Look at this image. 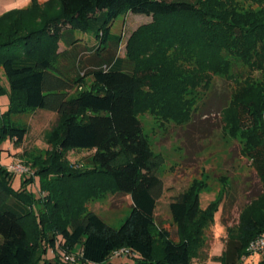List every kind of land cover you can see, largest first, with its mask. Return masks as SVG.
<instances>
[{"label":"trees","instance_id":"1","mask_svg":"<svg viewBox=\"0 0 264 264\" xmlns=\"http://www.w3.org/2000/svg\"><path fill=\"white\" fill-rule=\"evenodd\" d=\"M127 13L152 17L130 38L129 61L117 54L121 39L111 32ZM76 30L101 44L86 61L92 87L73 95L84 76L60 61L80 57ZM240 64L264 70V0H33L31 7L1 17L0 68L9 89L0 86V97L9 98V110L0 115V146L25 140L27 128L13 122L14 116L43 110L59 121L48 138L52 152L34 162L35 176L22 181V190L13 189L11 174L0 164V264H61L57 254L53 260L43 256L49 249L76 248L82 264H106L122 249L133 254V264H191L206 247L218 202L203 209L202 186L194 185L169 205L177 239L158 225L163 158L151 150L138 115L154 107L163 119L183 121L194 101L186 96L208 90L214 75L227 76ZM255 82L234 94L223 113L230 130H239L243 119L253 124L246 152L264 181V84ZM73 150L94 151V167L71 166L65 155ZM1 154L0 149V159ZM38 176L42 191H51L39 201L45 207L40 214L26 193ZM84 176L91 181L86 200L107 193L131 197V212L119 228L87 208L64 210L57 181ZM227 233L221 260L244 264L249 244L264 234V193ZM256 264H264V255Z\"/></svg>","mask_w":264,"mask_h":264},{"label":"rangeland","instance_id":"2","mask_svg":"<svg viewBox=\"0 0 264 264\" xmlns=\"http://www.w3.org/2000/svg\"><path fill=\"white\" fill-rule=\"evenodd\" d=\"M38 1L44 3L49 0ZM32 3L33 0H0V18L12 11L27 9ZM242 4L253 9L260 8L254 1H242ZM151 22L152 17L127 13L114 23L111 32L121 39L117 51L120 57L129 61L130 38L141 26ZM74 38L77 40L78 51L81 52L80 57L72 58L68 63L61 60L60 63L67 64L76 73L84 76V84L78 86L73 94L77 95L92 87V80L87 75L91 66H86V61L95 53L100 41L83 30H76ZM65 50L66 46L61 42L59 52ZM129 64L134 67L132 63ZM212 78L208 90L200 88L186 96V99L194 101L187 104L190 109L187 117L182 116L185 120L163 119L153 106V109H141L138 117L151 150L163 158L160 176L164 182V193L156 210L158 225L171 230L177 239L169 205L179 194L188 191L194 185L196 188L201 185L202 208H207L212 202H218L215 223L205 232V249L215 247L209 264H224L221 258L224 257L227 248V229L238 226L242 213L264 193V181L254 161L246 152V144L250 138L247 131L253 124L243 119L237 127L239 130H230L227 128L223 112L231 106L234 94L247 90L249 82L264 84V70L250 69L240 64L227 76L214 75ZM0 86L9 89L3 68H0ZM8 110L9 98L0 97V115L7 113ZM58 121L57 114L43 110L29 111L13 117V122L18 126L27 128V135L24 142L19 145H15V140H6L0 146L2 150L0 164L11 174V183L15 191L22 190L23 180L35 176L34 162L38 158L46 159L48 153L52 152L53 147L48 138L53 128L58 125ZM93 154L94 151L73 150L68 151L65 157L74 168L86 170L94 167ZM41 182L42 179L38 176L34 183L26 187V193L37 202L34 208L38 214L45 211L44 205L39 203L40 199L51 193L50 190L42 191ZM57 182L58 186L55 188L59 193L57 197L58 200L63 199L64 205L68 207L64 208L65 211L87 208L114 228H119L131 212L130 196L107 193L103 197L96 198L93 195L86 200V183L91 182L89 180L86 182V176ZM53 203L56 204L55 201ZM78 252L80 250L76 248L75 254ZM55 257L51 249L43 256L46 260H53ZM262 257L258 254L251 255L244 258V264L258 263ZM60 262L82 264L79 261L64 263L61 259Z\"/></svg>","mask_w":264,"mask_h":264},{"label":"built area","instance_id":"3","mask_svg":"<svg viewBox=\"0 0 264 264\" xmlns=\"http://www.w3.org/2000/svg\"><path fill=\"white\" fill-rule=\"evenodd\" d=\"M248 252L251 255H255V254H258L261 256L264 255V234L257 237L249 244ZM53 254L54 255L57 254L64 263H76L78 259L82 256L81 252H78V254H75V252L66 253L64 251H59V250L58 252L53 251ZM114 256H123V257L125 256L128 258H132L133 254L127 249H122V250L117 251L114 254Z\"/></svg>","mask_w":264,"mask_h":264},{"label":"crops","instance_id":"4","mask_svg":"<svg viewBox=\"0 0 264 264\" xmlns=\"http://www.w3.org/2000/svg\"><path fill=\"white\" fill-rule=\"evenodd\" d=\"M177 232V231H176ZM215 250V247H212L210 249H203L202 252L200 253L198 258H195L191 264H209L211 257H212V253ZM227 248L225 249L226 252ZM52 253L53 250L51 249ZM112 259H117L118 261L113 262ZM134 260L132 258H128V257H123V256H113L110 261L106 264H133ZM256 264V263H253Z\"/></svg>","mask_w":264,"mask_h":264}]
</instances>
